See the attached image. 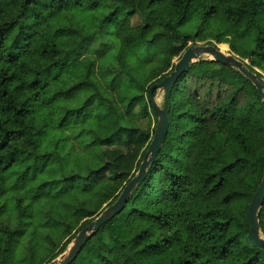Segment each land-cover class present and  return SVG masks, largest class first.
I'll list each match as a JSON object with an SVG mask.
<instances>
[{"label": "trees", "instance_id": "16d2710c", "mask_svg": "<svg viewBox=\"0 0 264 264\" xmlns=\"http://www.w3.org/2000/svg\"><path fill=\"white\" fill-rule=\"evenodd\" d=\"M211 30L262 77L254 69L264 72V0H0V264H14L24 239L23 261L43 264L71 234L63 217L55 238L29 229L33 204L59 200L68 192L61 183L74 181L68 202L84 220L79 229L116 200L155 130L148 88ZM97 39L96 56H86ZM160 108L169 128L144 180L71 264H264L245 219L264 176L255 87L234 68L199 60ZM72 152H86L87 167ZM90 197L97 208L87 211ZM258 218L264 238V203Z\"/></svg>", "mask_w": 264, "mask_h": 264}, {"label": "water", "instance_id": "95a60500", "mask_svg": "<svg viewBox=\"0 0 264 264\" xmlns=\"http://www.w3.org/2000/svg\"><path fill=\"white\" fill-rule=\"evenodd\" d=\"M209 55L210 60L219 64L228 66L238 70L243 76L248 78L256 89L258 97L264 104V78L258 77L256 74L249 72L243 63L237 60L234 56L225 55L215 45L192 46L184 50L179 59L174 63L173 69L165 75L160 81L153 83L147 91L148 102L157 115V122L153 136L150 140L148 148L144 153L143 160L139 165L138 171L123 187L116 200L105 206L97 216L85 227L81 228L75 241L72 250L61 258L58 262L50 264H71L85 246L88 239L103 225L117 216L123 209L129 199L132 190L141 183L145 176L146 170L154 161L156 154L160 151L164 137L169 128V120L165 109H161L156 100L155 93L163 92V96L168 97L176 80L183 74L189 71L192 64L198 62V58L202 55ZM264 203V176L255 191L248 208L245 212V219L250 224L247 232L249 243L256 248L264 247V238L260 235V226L258 213Z\"/></svg>", "mask_w": 264, "mask_h": 264}, {"label": "rangeland", "instance_id": "374dc122", "mask_svg": "<svg viewBox=\"0 0 264 264\" xmlns=\"http://www.w3.org/2000/svg\"><path fill=\"white\" fill-rule=\"evenodd\" d=\"M141 24V19L139 16H135L132 19L131 25L132 26H138ZM179 32L183 35H194L196 32V29L192 26L189 25H182L181 27L178 28ZM215 31L211 30L206 32V34H203L201 37L202 39L199 40H194V41H189L186 43L183 51L180 53V55L175 58L172 61V64L174 65V63L179 59V57L181 56V54L184 52V50H186L189 47L192 46H203V45H210L213 44L215 45L217 48L218 47H225V51H222L223 53L227 54V55H231L234 56L237 60L241 61L243 64H245L246 66L250 65V61L249 60H244L242 58H240L235 52H233L231 50V48L229 47L228 44H224L221 45L217 44L216 41L213 39L215 36ZM226 40L230 41V37H227ZM101 41L99 39H97L94 44L92 45V48L90 49V52L86 55L89 57H95V51L98 50L99 46L101 45L100 43ZM218 45V46H217ZM219 49V48H218ZM210 60L211 57L209 55H202L201 57H199L197 60ZM256 72H258L259 74L262 75V77L264 78V72L258 70V69H254ZM155 100L158 104L159 107H161L162 102H163V92H156L155 93ZM66 133V132H65ZM67 134H69L67 132ZM72 144L74 143L73 141H70ZM75 150H81L78 146H75ZM106 149V148H103ZM120 150L124 151V147H119ZM259 156H264V151L259 152ZM71 161L72 162H77L79 164H85L86 167L88 165V159H89V155L86 152H72L70 155ZM76 173V172H75ZM74 184V181L72 180H68L66 182L61 183V185L59 186L60 188H64V189H68V192L64 195H62L59 200H51V199H43L41 200V202L37 201L36 203L33 204L32 208L34 210V217H33V221L31 223V226L29 229H31V231L35 232L37 231V237L41 238V237H45L46 234H50L52 238H55L59 233H60V228L56 227V222H59V219L61 217H63V223L64 226L67 227H73L71 230V234L62 242H60L57 245V248L54 249V251H48L45 255V257L43 258V264H50L51 262L55 261L58 262L61 260L62 257H64L69 250H72L74 247V241L80 231V225L81 223L84 221H80L76 223V220L78 219L75 215H73V209H72V204H70V202H68V200L72 199L74 196V192L73 189L70 191L71 186ZM87 211H92L95 210L97 208V200L95 197H90L89 200V204L87 207ZM242 211L243 209L239 206H235L234 207V213L237 216H241L242 215ZM64 213V214H63ZM63 214V216H62ZM76 223V224H75ZM43 233V234H42ZM262 237V236H261ZM103 238L106 240V242H108L107 240V236L104 235ZM69 239V240H68ZM55 240V239H54ZM66 240H68V244L64 245V243L66 242ZM242 244L245 245V240L242 237L241 239ZM30 246V243L28 244L27 240L24 239L23 242H21L18 250L16 251L15 254V261L14 264H27V261H23V259L25 257L29 256V252L27 251V248ZM44 250V247L38 246L37 248V256H40L41 252ZM55 254H59L56 258L52 259L53 256ZM38 261V263L36 262ZM40 264L41 260H39V257L35 258V264Z\"/></svg>", "mask_w": 264, "mask_h": 264}, {"label": "bare ground", "instance_id": "6f19581e", "mask_svg": "<svg viewBox=\"0 0 264 264\" xmlns=\"http://www.w3.org/2000/svg\"><path fill=\"white\" fill-rule=\"evenodd\" d=\"M217 46H218V45H217ZM220 46H221V45H220ZM218 48H219L218 50L221 51V52H222V51H225V49H224L225 47H223V46L218 47ZM222 53H223V52H222ZM224 54H225V53H224ZM225 55H227V54H225Z\"/></svg>", "mask_w": 264, "mask_h": 264}]
</instances>
